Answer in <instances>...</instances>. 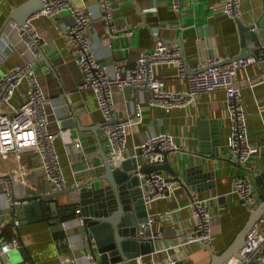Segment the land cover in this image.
<instances>
[{"label":"crops","instance_id":"1","mask_svg":"<svg viewBox=\"0 0 264 264\" xmlns=\"http://www.w3.org/2000/svg\"><path fill=\"white\" fill-rule=\"evenodd\" d=\"M26 1L4 0L0 5V77L15 64L31 57L30 54L26 57L20 55L24 44L18 39L14 22H7L11 10ZM222 1L182 0L181 8L174 10L172 0H112L117 24L132 27V34L109 36L97 15L91 30L93 52L111 67H131L140 52L152 49L154 36L151 32L158 28L160 37L168 45L182 48L184 62L189 67L209 58H221L228 62L243 50L250 53L264 40V28L259 31V44L247 39L243 46L235 19L221 10ZM87 4L97 12V0H87ZM240 10V19L250 24L261 17L263 1L241 0ZM70 21L66 13L53 20L43 17L35 20V29L44 41L38 50L46 57L43 62L37 60L36 74L51 102L50 131L67 129L69 135L81 143V148H77L74 143L66 145L60 137L56 140L57 152L67 177V189L103 171L97 137L91 131H86L85 127L99 126L98 136L106 153L101 129L103 115L94 92L78 88L82 73L73 61L71 46L64 36V28ZM48 63L53 70H50ZM155 75L160 85L167 90H188L186 78L179 76L172 64L156 65ZM235 85L243 96L251 141L260 150V137L264 135V62L262 65L255 63L239 69ZM149 97L148 89L114 90L116 119L132 116L137 105L141 108L142 122L130 129L127 154H132L134 147L151 134L170 133L180 146V150L168 158L180 174L179 177H187L186 171L190 168H200L191 174L192 184H189L191 181L182 182L175 188V197L147 205L148 215L153 217L149 231L163 233V238L154 241L152 250L172 244L190 223L191 211L183 206L188 204L191 194L196 193L199 197L216 194L219 197L212 202V210L217 218L210 247L195 244L186 249L174 247L168 252L163 250L156 255L148 254L142 264H166L168 255L177 258L179 264H210L212 255L220 254L229 247L250 215V210L232 192L233 178L243 174L244 170L234 165L228 157L227 137L230 128L225 92L217 89L200 94L186 108H175L169 112L150 105ZM200 116L215 120L220 132V145L214 154L207 157L199 152L197 119ZM73 117L78 119L81 129L71 124ZM64 118H67V126L63 127ZM208 131L209 128L207 142L210 146ZM40 164L33 154L24 156L21 161L11 157L0 158V175L6 179L12 177L9 189L0 185V227L7 240L16 238L20 241V247L7 254V261L10 264H97L98 260L87 258V254L91 253L83 237V226L78 222L79 216L61 218L55 224L49 222L51 217L45 216L39 222L21 224L16 220L15 225H8L13 217L16 199H21L22 203L36 198L47 201L56 199L59 206L68 204L67 195L46 198L47 194L54 192L45 181ZM250 168L251 171L264 168V156L260 151ZM162 174L169 175L167 171H162ZM169 210L173 211V215L167 220L158 217L159 213ZM61 221L69 223L66 229L61 227ZM64 258L69 260L64 261ZM133 264L137 263L133 261Z\"/></svg>","mask_w":264,"mask_h":264},{"label":"built area","instance_id":"2","mask_svg":"<svg viewBox=\"0 0 264 264\" xmlns=\"http://www.w3.org/2000/svg\"><path fill=\"white\" fill-rule=\"evenodd\" d=\"M3 1L0 0V5ZM42 3V8L33 13L23 26L14 23L18 39L24 44L20 55L26 57L30 54L31 57L15 64L0 77V158L11 157L21 161L28 154L36 155L41 163L45 181L52 187V191L57 192L65 188L67 177L57 152L56 140L60 137L66 145L74 143L77 148H81V143L79 139H73L67 129L50 131L51 102L34 67L38 60V48L44 43L35 29V20L40 17L53 20L66 13L71 21L64 28V36L71 46L73 61L82 73V81L78 88L90 89L96 97L103 115L101 129L108 163L112 167H117L127 159H136L134 170L137 171L135 174L138 176L146 205L175 197V188L180 182L170 174L154 171L145 173L139 171L140 168L143 165L163 163L166 153L169 158L171 154L180 150V146L173 134L159 132L148 136L134 147L132 154L128 155L130 129L142 122V113L140 106L137 105L132 116L114 120L115 89H148L150 92L148 103L167 112L175 108H186L200 94L223 89L230 128L227 137L228 157L234 165L244 170L243 174L233 178L232 192L249 210L260 205V193L250 170V165L255 162L260 150L251 141L247 111L243 96L235 85V76L239 69L255 63L263 64L264 40L255 54L232 58L228 62L221 58H209L189 67L184 62L182 48L178 45H168L160 37L157 28L151 32L154 36L152 49L140 52L133 66L111 67L94 54L91 30L98 15L103 22L105 33L109 36L132 34V27L117 24L112 0H97V12L88 7L87 0H42ZM181 3L182 0H172L173 9L179 10ZM240 3L241 0H223L221 10L225 15L237 20L241 16ZM158 64L174 65L178 75L186 78L188 90L171 91L163 88L155 75V66ZM11 182L12 177L6 179L0 175V185H5L9 189ZM218 197L216 194H209L207 197L191 194L188 204L183 206L191 211L190 223L177 235L172 244L154 249L149 254L156 255L163 250L168 252L174 247L186 249L193 244L210 247L214 240L217 218L212 210V202ZM172 215L173 211L169 210L159 213L158 217L167 220ZM78 222L83 226L82 217H78ZM60 223L63 229L69 225L67 221ZM152 223L153 217L148 216V221L141 224L142 228L148 229V233L141 232V240L163 238L162 232L149 231ZM19 247L20 241L16 238L7 240L0 227V264H10L6 259L7 254ZM239 254V257L232 256L222 264L264 263V215L247 231ZM146 256L149 255H140L134 261L142 264ZM91 257V254H87V258ZM68 260L69 258H64V261ZM166 264H179V260L168 255Z\"/></svg>","mask_w":264,"mask_h":264},{"label":"water","instance_id":"3","mask_svg":"<svg viewBox=\"0 0 264 264\" xmlns=\"http://www.w3.org/2000/svg\"><path fill=\"white\" fill-rule=\"evenodd\" d=\"M263 13L256 21L246 24L240 18L235 20L238 32L241 36L242 45L247 39H251L254 44H259V31L264 28V0ZM43 6L42 0H28L25 3L11 10L7 17V22L12 21L19 26L36 11ZM260 49L256 48L248 53L241 51L234 58L246 57L255 54ZM38 62L46 60L42 51L38 50ZM50 70H53L48 63ZM35 72L38 73L36 66ZM62 126H67V118L62 119ZM114 120L116 118L114 117ZM72 125H81L73 117ZM102 125V124H101ZM198 138L200 141L199 152L203 156L214 154L216 147L220 145V132L215 120H206L205 116L197 119ZM86 131H91L96 135L100 153L102 157L103 171L101 174L76 184L72 188H63L60 191L47 194L46 198H55L60 195L69 196L68 204L59 206L56 199L51 201L36 198L22 203L21 199H16L13 206V217L8 223L15 225L19 223L39 222L45 216L51 217L49 222L55 224L61 218L80 216L83 219V237L87 241L92 258L97 264H133L136 257L149 254L152 251L155 240H141V232L148 233V229L142 228L141 224L148 221V208L139 187L136 159H127L120 166L112 167L107 160L103 145L98 136L99 126L85 127ZM207 128H209L208 145ZM260 152L264 156V135L260 137ZM200 168L188 169L187 177L181 179L177 170L172 167L171 162L166 158L158 165H143L139 171L150 173H162L167 171L180 183L191 181L190 176ZM254 174V181L260 193L261 203L258 207L250 210L246 224L240 229L232 243L220 254H213L210 264H222L232 256L239 257V251L243 245L247 231L264 215V168L259 171H251ZM193 181H191L192 184ZM17 220V221H16ZM264 264V263H255Z\"/></svg>","mask_w":264,"mask_h":264}]
</instances>
